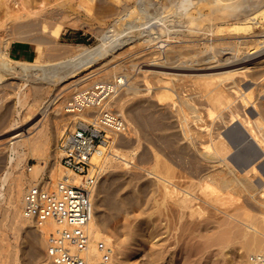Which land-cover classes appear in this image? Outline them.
I'll list each match as a JSON object with an SVG mask.
<instances>
[{
  "label": "bare ground",
  "instance_id": "bare-ground-1",
  "mask_svg": "<svg viewBox=\"0 0 264 264\" xmlns=\"http://www.w3.org/2000/svg\"><path fill=\"white\" fill-rule=\"evenodd\" d=\"M86 1L89 0H0V29L9 20L39 18L41 22H45L54 19L55 15L67 18L80 13ZM209 1V5H212L210 7L212 14H204V7L208 8L207 0H190L191 5L188 9L183 6L171 8V12L167 15L172 19L169 24L162 23V19L159 18L150 24L149 29L144 31L142 36L134 39L124 37L113 43L108 39L110 36H105L103 33L105 39L98 47L76 45L73 55L60 63L65 65L74 63L72 65L76 67L68 72L66 76L68 80L75 78L96 61L106 58L109 52L119 49L124 43L132 42V46L144 44L147 48L150 44L154 47L148 62L156 64L158 69L142 70L141 82L145 89L139 92L150 89V75L156 77L154 81L161 90L154 93V102L158 107L165 99L167 101L169 98V101H172L168 104L176 125H173V121L172 124L167 123L168 121L167 124L164 123L162 126L168 130L164 133L161 131L163 128L159 127L163 136L158 139L159 144L156 145L158 147L150 151L154 162L150 163L152 165L149 168H143V171L152 175L155 180L152 205L149 210H141L136 214L134 226L126 220L122 223V233L127 239L124 244L127 245L129 252L132 250V253H135L143 248L146 245L145 238L154 241L152 243L150 240L152 248L145 254L148 259L147 264L161 262L173 264L177 259L186 261L192 256L203 257L209 264H219L217 257L222 258L224 264H264V198H262L264 186L259 189L251 181L256 174L261 175L260 169H264V163L260 165L259 170L255 164H251L254 161H264V100L261 101L259 98L261 93L264 96V68L252 71L253 68L264 66V60H261L264 57V37L257 38L264 36V2L257 1L261 3H256V8L246 11L235 8L237 0ZM149 5L151 4L147 7ZM143 6L146 7V4ZM108 12H110L109 4L101 10L103 14ZM257 12L263 14L262 19L258 20L256 14L260 16L258 15L260 13ZM126 14L128 15V12ZM126 14L116 17L106 30V34L121 26L120 21L127 20L124 18ZM68 25H75V22ZM259 28L261 29L258 32L255 31ZM171 43L184 44L173 46ZM223 52L228 56L225 60L222 58ZM41 57L42 46L38 41H34V55L31 62L14 61L6 57V54L0 53V83L4 81V75H10L12 78L22 77L23 72L30 69L41 71V73L37 72L38 74L34 73L36 75L33 74L34 79L45 80L41 69L43 66ZM255 59L260 61L257 60L254 66H250L251 61ZM170 67L177 69L172 70ZM218 69L223 70L216 72L215 70ZM199 70L215 72L193 75L192 71ZM111 78L112 82L92 83V86L98 82L109 83V91H111L102 106L95 108L93 119L86 118L80 111L69 113L67 104L62 109L65 115L72 117L74 121L91 123L96 129L106 131L103 142L97 146L89 160V175L95 174L96 177L91 187L93 213L86 226L88 235V245L84 252L86 264H122L123 259L129 258L128 251L126 253L122 251L123 242L118 238L120 233L115 232L113 238L102 234L96 219L94 191L96 192L101 174L111 168L126 165L125 158L129 155L114 148L115 144L120 142L119 131L126 130L130 123L133 125L132 130L127 129L126 132L137 135L140 132L137 123L144 126L147 121H143L144 119L138 115L135 116V112L126 116L124 112L122 114L118 111V114L111 110L116 116L117 123L110 127L101 125L99 114L104 108L108 109L106 106L109 99L127 80V76L121 77L116 71ZM176 81H179L181 88H185V91L190 93L188 99L184 100L183 97L182 100L170 99ZM253 85L256 87H252ZM174 93L176 94L177 90ZM175 94L174 97H177ZM15 96L17 103L23 106L28 93L24 88H20ZM251 108L257 116H254V111L251 113ZM60 109L52 108L49 112L43 110L38 120H31L29 127L19 126L18 130L14 131L11 138L13 142L9 147V166L1 180L2 184L10 179L11 172L15 168L19 170L23 168V162L29 156L35 157L38 161L33 165V171L32 168L30 169V172L32 171V177L28 181L30 185L45 181L52 186L57 181L65 179L72 184L84 183V177H71L72 174L62 168L59 163V151L56 152L57 159L54 161L49 159L51 155L47 156L48 144L51 140L46 128L47 122L52 119L57 131L58 124L54 119L61 115ZM92 112L94 115V111ZM30 116L33 114L26 113L25 118L29 119ZM18 123L19 121L15 120L12 125ZM118 125L120 126L117 127ZM31 133L33 134L29 136ZM233 133H238L239 141L235 136L232 138ZM55 135L56 132L54 138ZM138 143L136 147L139 146ZM237 145L243 150L249 148L251 152L250 155L248 154L249 159L243 157L242 164L239 160L243 155L238 154L244 152L240 149L237 154L239 148ZM246 153L247 150L245 156ZM52 156H55V152ZM118 159L123 162L120 163ZM246 159L249 163L243 164V160ZM45 172L49 176L47 179L43 176ZM21 180L23 181L17 178L15 182L17 190L15 193H18V196L15 195V210L10 213L9 216L12 217L10 220L20 228L29 226L40 231L45 247L46 234L60 227L52 220L38 227L33 218L24 215L22 204L25 190L19 188ZM25 180L27 181V178ZM254 195H257V198ZM2 196L3 193L0 192V197ZM253 211H258L260 216L253 214ZM249 229H252V232H249ZM121 239L125 240V236ZM169 239H173L174 242L171 243ZM100 246L103 248L100 249ZM191 249H194L193 253ZM179 251L182 253L181 256ZM104 253L108 255L107 261L101 263L100 259ZM43 260L39 264H54L46 251ZM192 261L190 260L189 264H199L191 263Z\"/></svg>",
  "mask_w": 264,
  "mask_h": 264
},
{
  "label": "rangeland",
  "instance_id": "rangeland-1",
  "mask_svg": "<svg viewBox=\"0 0 264 264\" xmlns=\"http://www.w3.org/2000/svg\"><path fill=\"white\" fill-rule=\"evenodd\" d=\"M147 1L148 2H146V0H120L119 2H116L114 0H89L85 2L84 9H82L80 13L71 15L67 18L61 17L62 15H55L54 19L47 20L45 22H41L39 18H29L22 21L9 20L1 27L0 53L6 54V57L14 61L31 62L34 55V41L41 43V63L43 66L40 68L43 70L42 73H44L45 80L34 79V75L41 73V71H31L30 69L23 72L22 77L16 76L14 77L15 79L10 75H4V81L0 83V192L3 193V196L0 197V264H39L44 261L45 247L40 231L29 226L20 228L17 225L12 224L13 221L10 220L12 217L9 216L10 213L12 214L14 212L13 210H15L14 204L16 196H18V193H15V191L17 192L15 189V182L17 178L23 179V181L21 180L22 183L20 182V186L22 188L20 186L19 188L21 190H25L30 185L28 184V181H30L32 177L31 174L33 171V165L38 162L35 157H27L23 162V168L21 170L15 168L11 172L12 175L10 179L2 184L1 180L5 170L9 166V147L11 146V142H13L11 138L14 135V131L18 130L19 126L20 128H25L26 126L29 127L30 125L28 124L31 120H38L37 118H40L39 114L43 110H47L49 112L52 108H61V115L54 119L58 124L57 131L53 126V122L51 121L52 119L49 123L47 122L46 127L49 131V136L51 137L48 144L49 149L47 151V156L50 157L51 155L49 159H53L52 161L56 160V154L58 153L57 145L64 131H68L70 128H73L76 123L82 122L81 120L74 121L72 117L65 115L62 110L64 105H66V102L74 94V92L81 88L90 86L92 83L97 81L112 82L113 79L111 76L115 74V71L116 74H121V77L122 75L127 76V80L125 81V84H121L117 90H115L106 107L118 114L119 112L122 114L124 112L126 116L127 114H129V116L133 115L135 112V116L138 115V117L143 118L144 120H142L147 121V124H144L143 126V124L140 125L137 123V128L139 127L138 130L140 129V132L137 135H134L132 132H126L127 129L132 130L133 125L130 123H128L129 126L126 130L119 131L120 142H118L119 145L116 143L114 148L120 152H126L129 157L125 158L126 165L121 167L118 166V168H111L100 175L101 179L96 186V192L94 191V206L96 210V219L100 224L102 234L113 238L112 235L115 232L118 234L120 233L118 238L119 241L123 242L121 246L123 250L121 248L120 250L123 252L125 251V253L128 251V248H126L127 245L124 244V242H127V239L126 235H123L122 233V223L126 220L129 223L131 222V226L132 224L134 226L136 223V214L141 210H149V207L152 205L151 201L154 196L153 190L155 189V180L152 175L146 174L143 171V168H149L153 164V154H151L152 152L150 151L152 148L154 149L158 147L156 145L159 144L158 141L163 136L162 133L168 131L165 130V126L162 125L169 122L172 124V121L173 123L175 122V118L172 116L169 109L170 106L168 103L172 102L171 100V102L169 101V98L167 101H165V99L161 102L163 104L166 102L165 104H167V106L162 104L157 107L156 102H154V93L161 90L159 85L156 84L157 82L154 81L156 80V77L153 78V75H150L151 78L149 77V92H147L148 90L139 92L140 90L145 89V86L141 82L142 70H152V68L153 70L158 69L156 64L148 62L150 59L148 57L154 50V47L150 44L147 48L144 44L132 46V42L124 43V46H121L117 50L113 49L109 52L107 56H105L106 58L96 61L94 65L81 71L75 78L68 80H66L68 72L72 71L73 67H76L72 65L74 63L67 65L60 63L73 55L72 52H74V46L76 45H83L89 48L98 47L103 42L102 40L105 39L103 33L105 36H110L108 39H110L112 43L118 39L122 40L124 37L134 39L135 37L142 36L143 32L149 29L150 24H153L159 18L162 19V23L169 24L172 19L167 15L171 12V8L183 6L188 9L191 5L190 0ZM207 1L208 8H206L207 6L204 7L205 15L212 14V10L210 8L212 5H209V0ZM257 1L264 2V0H237V2H235V8L247 11L249 9L256 8V3H261ZM144 3L146 4V7L143 6L145 5ZM108 4L110 5V12H108V14L101 13L102 8ZM148 4H151L152 6L149 5V7H147ZM137 9H142L140 10L142 12ZM127 12L128 15L126 14ZM146 13L147 15H145ZM257 13H260L258 14L260 16H257L256 14V17H259L258 20L262 19L263 17L261 16L263 14L261 15V12ZM122 14H126L124 18H127V20H121V26L119 25V28L117 27L116 30L110 31L106 34V30L112 25L113 20ZM72 22H75V25H68V23ZM260 29L261 28L255 29V31L258 32ZM263 37L264 36L257 38ZM139 39L141 40V38ZM183 44L184 43H173L172 45L180 46ZM15 47H25L26 53H24L23 56L14 59L15 56L10 55L8 51L10 52V49ZM225 53L226 52L222 53V58L224 60L228 57ZM263 58H261V60H264ZM257 60L260 61V59H255L253 62L251 61L250 66H254V62H258ZM169 62L170 61H168V63ZM145 64H148V66ZM170 68L172 70L177 69V67ZM262 68H264V66L253 68L252 71L260 70ZM223 69L215 71L217 72ZM215 71L199 70L197 72H192L193 75L196 73L195 76H197L200 73L204 74V72L209 73ZM4 72L5 71H3V73ZM24 85H26V87ZM252 87H256V85H253ZM20 88H24V90L28 93L27 100L23 106L17 103V98L15 96V93H17ZM180 88L181 84L179 81H176L175 90H177V93L175 94L174 90L173 94H171L173 96L170 95V99L174 100V98H179V100H182L183 97L185 100V98L188 99L190 97L188 96L190 93L185 91V88ZM133 92L136 93L134 94ZM174 94L177 95V97H174ZM259 98L261 101L264 100L263 93L259 94ZM148 106H150L149 109ZM142 108L146 111L145 114L143 113L144 111H142ZM88 111L89 109L83 111L84 116L86 118L93 119L95 116V109H91L89 112ZM92 111H94V115L92 114ZM166 111H169L170 113ZM253 111L254 110L251 108V113ZM29 112L30 114H33V116L26 119L25 115ZM170 114L171 117H173L172 119ZM254 114V116H257L255 111ZM143 115L147 116L144 117ZM15 120L19 121V123L18 125L13 126L12 123L15 122ZM173 125L176 124L174 123ZM159 127L164 129V131L161 129L162 133L160 132ZM54 132H56L55 138L53 136ZM105 132L106 131H104V134ZM32 134L33 133L29 136ZM231 136L232 138L233 136L237 137L238 133H233ZM237 139L239 141V137H237ZM136 143H138V147H136ZM146 143L148 144V147ZM238 147L237 154L243 150L240 145ZM245 150L248 151L246 156ZM245 150L241 151L244 152V154H238L243 155L242 157L239 156L241 159L239 157L237 158L238 160L240 159L239 162H241L244 158H250V149L245 148ZM53 151L55 152V156H52V154H54ZM248 159L243 160V164L246 162L249 163ZM117 161L120 160L118 159ZM250 161H252V159ZM122 162L123 161H120V163ZM263 163L264 161H254L251 164H255L259 170L260 165ZM240 164H242V162ZM31 168L32 171L30 172ZM263 170L260 169L262 176L260 174H256L251 179V181L259 189L264 186ZM43 176L46 179L49 178L47 172H45ZM25 178H27V181ZM254 197L257 198V195H254ZM262 198H264V196ZM11 203L13 205H11ZM252 213L256 216H260L258 211H253ZM249 232H252V229H249ZM124 236L125 240L121 239L124 238ZM170 236L172 235L170 234ZM150 240V238H145L146 245L135 253H132V250L129 248L130 252H127V256L129 258L123 259L122 264H147L148 259L145 254L148 252L147 250L152 248L151 244L154 243L152 240L151 243ZM169 240L171 243L174 242L173 239ZM193 252L194 249H191V253ZM181 255L182 253L179 251V256ZM216 259L220 261L219 264L225 263L222 258L217 257ZM190 260H193L191 263L196 262L199 264H209L207 259L197 256H192L186 261L184 259H177L173 264H189ZM160 264H163V262Z\"/></svg>",
  "mask_w": 264,
  "mask_h": 264
},
{
  "label": "built area",
  "instance_id": "built-area-1",
  "mask_svg": "<svg viewBox=\"0 0 264 264\" xmlns=\"http://www.w3.org/2000/svg\"><path fill=\"white\" fill-rule=\"evenodd\" d=\"M110 93L109 83L106 82L81 88L68 99L67 109L69 113L95 109L102 106ZM104 109L98 116L101 125H115V114ZM103 140L102 129H96L91 123H76L73 128L64 131L57 149L62 168L69 171L71 177H84V183L72 184L65 179L51 186L41 181L25 189L22 204L24 215L33 218L38 227H42L48 220L54 221L60 227L49 231L45 236V251L54 264H86V226L93 213L91 187L96 177L95 174L89 175V160ZM107 256L104 253L100 262L107 261Z\"/></svg>",
  "mask_w": 264,
  "mask_h": 264
},
{
  "label": "crops",
  "instance_id": "crops-1",
  "mask_svg": "<svg viewBox=\"0 0 264 264\" xmlns=\"http://www.w3.org/2000/svg\"><path fill=\"white\" fill-rule=\"evenodd\" d=\"M8 53L10 55L15 56L14 59H17L18 57L23 56V54L26 53V51H25V47H15L13 49L11 48L10 52L8 51Z\"/></svg>",
  "mask_w": 264,
  "mask_h": 264
}]
</instances>
